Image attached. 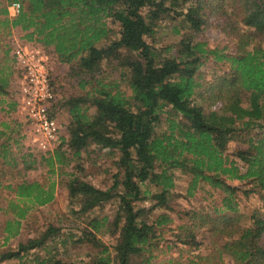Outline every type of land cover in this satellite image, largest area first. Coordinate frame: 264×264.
Segmentation results:
<instances>
[{"label":"trees","instance_id":"trees-1","mask_svg":"<svg viewBox=\"0 0 264 264\" xmlns=\"http://www.w3.org/2000/svg\"><path fill=\"white\" fill-rule=\"evenodd\" d=\"M12 2L21 4L15 17L9 15ZM164 25L179 36L175 44H158ZM16 27L50 48L58 65H68L65 75L80 90L56 104L66 118L64 134L42 159L52 173L76 162L67 182L76 215L114 201L113 217L86 220L74 240L99 250L90 264H135L163 238L175 221L172 213H180L172 204L180 197L177 171L189 179L185 197L201 185L225 195L214 213L184 210L193 224H180L174 243L197 248L198 228L210 233L214 248L190 264H224V256L230 264H264V0H0V185L20 160L25 169L37 163L20 151L17 120L4 119L17 106L9 40ZM212 27L235 44L212 46L203 39ZM208 61L216 67L210 78L202 70ZM109 68L120 76L113 78ZM92 146L98 158H117L111 186L97 187L82 174ZM234 179L242 184H231ZM8 187L27 204L9 202L15 217L0 228V264H88L60 257L75 234L56 225L4 247L26 227L30 209L53 201L56 190L53 182L28 179ZM240 192L261 204L248 225L239 211ZM104 232L116 235L113 247L99 239Z\"/></svg>","mask_w":264,"mask_h":264},{"label":"rangeland","instance_id":"rangeland-1","mask_svg":"<svg viewBox=\"0 0 264 264\" xmlns=\"http://www.w3.org/2000/svg\"><path fill=\"white\" fill-rule=\"evenodd\" d=\"M109 25L117 29L118 24L113 23L110 19ZM168 25V24H167ZM160 28L158 30V44H167V43H176L179 40V36L172 33L171 28L165 27ZM116 36V35H115ZM16 37V36H13ZM12 38V37H10ZM233 37L227 35L222 30L217 29L215 27L209 28L205 34H203V39L208 40L212 46H229L234 45L235 43L231 42ZM149 42H152L151 39H148ZM50 54V52H49ZM53 64V82L56 90L62 95L76 94L80 92L79 88L76 86L75 81L69 80L65 72L68 69V65H58L57 62ZM16 66L14 65V73L11 78V87L12 90V98L16 100L17 91H18V76L16 72ZM110 69V68H109ZM216 67L213 65L212 61L206 62L202 66V70L207 73V77L210 78L213 75ZM110 74L113 78H116L120 73L119 70L110 69ZM11 98V97H10ZM62 98V97H61ZM4 106L0 104V110ZM55 113L60 118V121L65 122V116L59 111H55ZM4 115V112H0V129H3L1 125V120ZM5 120L15 119L19 123V119L16 114H12L4 118ZM20 125V124H19ZM166 123L165 120L162 123L161 127L165 128ZM21 128L19 127V132L17 133V138L20 139L19 148L22 153H31L37 159V163L33 165V168L25 169L24 164L20 160L19 167L12 172V174L8 175L6 181H2L0 185V228L3 225L5 218L8 216L13 217L14 214L10 213L9 210V202H14L15 204H19L21 207L25 206L27 203L25 200H20L16 194L12 191V188L8 187L9 185H15L17 182L22 181L24 179L28 180H37L44 184H50L53 182L55 184V198L53 201L42 205L32 207L28 214L29 218L26 227L22 229L21 234L11 238L4 247H16L19 242L25 241L27 238L39 235L40 232L47 231L50 225H56L61 227V232L66 234H75V238L72 241H69L65 248L62 249L60 257L65 261H78V262H86L90 264L95 258L97 252L99 251L93 245L87 244L86 242H75L74 240L78 238V235H81L80 227L83 226L86 220H90L95 216H110L113 217L115 214L114 211V201L112 203L106 204L104 207L97 208L89 213L85 217H80L79 214H75L71 211V205L69 204L68 199V191H67V182L70 177L69 173L72 172L75 168L76 162H71V164L60 167L61 165H57L58 170L55 173L50 172L49 167L43 161L42 153L36 149H31L27 147L25 143H23V139H21L20 135ZM235 144L232 143L230 145V150L233 151L235 148ZM95 147H91L90 158L88 161L87 169L83 170L82 174L87 175L88 180L92 182L95 186L106 188L112 185L113 182V174L117 172L115 160L117 159L115 156H110L108 154L102 155L98 158L97 154L93 151ZM17 148H14L16 152ZM19 154V153H18ZM21 155V153H20ZM46 157V156H44ZM48 157V156H47ZM241 164V163H240ZM243 165V164H241ZM176 189L175 191L180 194V197L176 198L172 204L177 211H180L179 214L176 212L172 213L174 216V222L167 226L163 238L159 239L157 242H154L153 247L150 251L145 252L142 256H139L135 259V264H144L145 260L150 258L149 264H190L191 259L196 254H209L214 248L211 246L212 238L210 237V233L204 234L206 230L195 228V231L198 233L197 241L200 243V246L191 247L190 245L184 244H175V236L173 235L176 228L180 224L184 225H192L193 221L189 219L186 215H184V210H198L203 214H207V212L214 213L216 207L221 205V200L225 196L223 192L219 190H215L209 185H201L200 188L196 191L194 196L185 197L187 194V188L189 179L186 174H183L179 171L176 173ZM233 185L242 184L241 181L234 179L230 181ZM146 185L144 186L145 189ZM239 211L242 214V222L245 225L250 224V217L255 208L261 206L259 199L250 195L246 197L239 193ZM116 207V206H115ZM163 210L156 211V214L162 212ZM15 217V216H14ZM26 223V220L23 221ZM87 222V221H86ZM174 230V231H173ZM1 231V229H0ZM99 239L113 247L116 242V235H111L110 233H100L98 234ZM1 238V237H0ZM4 242V241H2ZM219 247V245H218ZM112 250V249H111ZM41 254H45L44 251ZM229 257L223 258L224 264H230L228 259Z\"/></svg>","mask_w":264,"mask_h":264},{"label":"built area","instance_id":"built-area-1","mask_svg":"<svg viewBox=\"0 0 264 264\" xmlns=\"http://www.w3.org/2000/svg\"><path fill=\"white\" fill-rule=\"evenodd\" d=\"M8 10L15 17L21 10L20 2H12ZM11 47L19 80L15 114L21 139L47 157L58 148L65 130V122L55 113L62 96L53 82V55L38 42L20 37L11 38Z\"/></svg>","mask_w":264,"mask_h":264},{"label":"crops","instance_id":"crops-1","mask_svg":"<svg viewBox=\"0 0 264 264\" xmlns=\"http://www.w3.org/2000/svg\"><path fill=\"white\" fill-rule=\"evenodd\" d=\"M25 34H26V32L21 28V27H16V28H14L13 30H12V33L10 34V36H9V40H10V44H11V38L10 37H13V36H16V37H20V38H22V39H25V40H27L26 38H25ZM27 41H29V40H27ZM39 43V42H38ZM40 45H42L41 43H39ZM42 46H44V45H42ZM46 49H47V51L49 50V51H51L52 52V50L50 49V48H47V47H45ZM53 53V52H52ZM52 55V54H51ZM11 56L13 57V55H12V53H11ZM55 62V61H54ZM55 64V63H54ZM19 81V80H18ZM15 114V113H14Z\"/></svg>","mask_w":264,"mask_h":264}]
</instances>
